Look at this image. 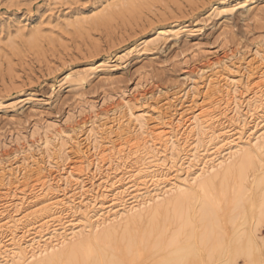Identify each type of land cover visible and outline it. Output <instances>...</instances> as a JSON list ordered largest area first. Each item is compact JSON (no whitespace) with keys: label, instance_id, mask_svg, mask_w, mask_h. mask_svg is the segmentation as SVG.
Returning a JSON list of instances; mask_svg holds the SVG:
<instances>
[{"label":"rangeland","instance_id":"374dc122","mask_svg":"<svg viewBox=\"0 0 264 264\" xmlns=\"http://www.w3.org/2000/svg\"><path fill=\"white\" fill-rule=\"evenodd\" d=\"M156 29L168 38L144 45ZM262 73L264 0H0V192L31 202L38 175L58 178L57 169L77 170L81 157L93 161L95 146H118L130 120L153 129L223 108L228 83L245 91ZM256 164L264 166V155ZM255 198L254 218L226 200L208 228L199 222L204 237L226 238L211 251L203 245L207 264H248L238 259L245 253H227L232 234L237 244L251 234L255 264H264V184ZM72 212L66 220L83 213Z\"/></svg>","mask_w":264,"mask_h":264},{"label":"bare ground","instance_id":"6f19581e","mask_svg":"<svg viewBox=\"0 0 264 264\" xmlns=\"http://www.w3.org/2000/svg\"><path fill=\"white\" fill-rule=\"evenodd\" d=\"M166 33L156 29L143 44L163 41ZM239 86L222 87L225 107L175 125L150 129L144 120L126 121L118 146H95L96 158L81 157L78 171L57 169L58 178L38 175L31 202L21 195L7 200L0 192V264H207L203 245L211 251L226 238L204 237L208 232H197L199 222L208 228L210 214L226 200L234 202V210L250 208L254 218L255 189L264 184V166L256 164L264 155V73L251 88ZM46 146L52 157L55 151ZM25 204L30 210L21 216ZM98 204L90 215L88 209ZM259 209L261 218L264 204ZM67 210L83 213L66 220ZM234 237L227 253H245L236 258L255 264L257 241L249 234L237 244Z\"/></svg>","mask_w":264,"mask_h":264},{"label":"snow or ice","instance_id":"6c2138e0","mask_svg":"<svg viewBox=\"0 0 264 264\" xmlns=\"http://www.w3.org/2000/svg\"><path fill=\"white\" fill-rule=\"evenodd\" d=\"M37 7H40V5L38 4ZM236 9L235 8H228L226 7L224 9V12H234ZM224 13L222 12L221 15H223Z\"/></svg>","mask_w":264,"mask_h":264}]
</instances>
